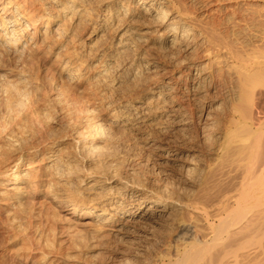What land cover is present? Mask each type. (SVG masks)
Here are the masks:
<instances>
[{"label": "bare ground", "instance_id": "6f19581e", "mask_svg": "<svg viewBox=\"0 0 264 264\" xmlns=\"http://www.w3.org/2000/svg\"><path fill=\"white\" fill-rule=\"evenodd\" d=\"M0 250L264 264V0H0Z\"/></svg>", "mask_w": 264, "mask_h": 264}, {"label": "rangeland", "instance_id": "374dc122", "mask_svg": "<svg viewBox=\"0 0 264 264\" xmlns=\"http://www.w3.org/2000/svg\"><path fill=\"white\" fill-rule=\"evenodd\" d=\"M56 242H57V238L55 237H52V236H48V245H55V247H56ZM19 250V247H15L14 248V251H16V250ZM6 256H8V254L6 253V252H4V251H2L1 252V250H0V264H12L8 259H7V257Z\"/></svg>", "mask_w": 264, "mask_h": 264}]
</instances>
